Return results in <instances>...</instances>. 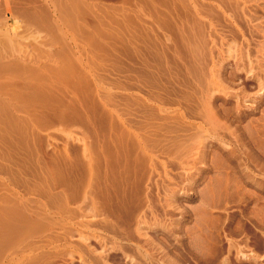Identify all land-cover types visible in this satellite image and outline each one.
I'll use <instances>...</instances> for the list:
<instances>
[{"label": "rangeland", "instance_id": "rangeland-1", "mask_svg": "<svg viewBox=\"0 0 264 264\" xmlns=\"http://www.w3.org/2000/svg\"><path fill=\"white\" fill-rule=\"evenodd\" d=\"M263 3L0 0V264H264Z\"/></svg>", "mask_w": 264, "mask_h": 264}, {"label": "bare ground", "instance_id": "bare-ground-1", "mask_svg": "<svg viewBox=\"0 0 264 264\" xmlns=\"http://www.w3.org/2000/svg\"><path fill=\"white\" fill-rule=\"evenodd\" d=\"M264 4V3H263ZM259 10V9H258ZM260 14V13H259ZM262 14H264V13H262ZM264 17V16H263ZM258 18H261V17H258ZM262 19V18H261ZM263 31V30H262ZM262 47V46H261ZM263 51V50H262ZM261 55V54H260ZM241 66V65H240ZM259 88H262V87H264V80L262 79H260L259 78ZM264 164V163H263ZM22 224V223H21ZM6 226V225H5ZM9 226V225H8ZM20 231V230H19ZM133 238V237H132ZM135 240V239H134ZM140 240V239H139ZM147 240V239H146ZM2 242V241H1ZM149 243V242H148ZM150 244V243H149ZM147 246V245H146ZM103 249H104V247H103ZM137 253V252H136ZM6 257V256H5ZM99 257V256H98ZM102 260V259H101ZM130 261H132L133 262V258H132V260H130ZM136 264V263H135Z\"/></svg>", "mask_w": 264, "mask_h": 264}]
</instances>
